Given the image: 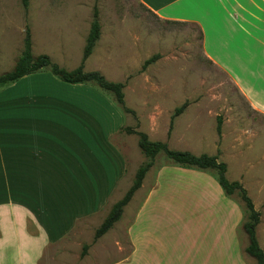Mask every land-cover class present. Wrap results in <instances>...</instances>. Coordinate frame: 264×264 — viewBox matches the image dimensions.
<instances>
[{
  "label": "crops",
  "instance_id": "crops-1",
  "mask_svg": "<svg viewBox=\"0 0 264 264\" xmlns=\"http://www.w3.org/2000/svg\"><path fill=\"white\" fill-rule=\"evenodd\" d=\"M139 1L160 19L198 25L204 56L264 115V0ZM36 10L40 22L47 10ZM46 72L0 90V264L9 254L39 264L81 221L111 210L128 171L113 141L126 117L113 97ZM154 170L135 193L127 254L116 264H225L226 256L242 264L240 200L200 170Z\"/></svg>",
  "mask_w": 264,
  "mask_h": 264
},
{
  "label": "rangeland",
  "instance_id": "rangeland-1",
  "mask_svg": "<svg viewBox=\"0 0 264 264\" xmlns=\"http://www.w3.org/2000/svg\"><path fill=\"white\" fill-rule=\"evenodd\" d=\"M38 8L47 10L40 22ZM95 8L101 38L85 63V71H100L110 81L126 83V106L136 117L122 111L124 127L142 131L152 141L165 142L172 150L217 156L226 163L227 178L244 186L261 213L257 237L264 250V115L252 109L226 72L207 60L203 34L195 23L160 19L139 0H30L28 11L21 0H0V75L11 71L21 55L26 25L31 29L34 55L46 54L65 69H76ZM6 17L9 20L5 21ZM156 55L159 58L142 70L145 61ZM43 75L44 79H55L50 72ZM185 103L187 108L175 118L168 136L171 117ZM219 119L221 135L217 131ZM118 120L113 118V126ZM113 141L126 157L128 171L114 191L111 206L124 197L137 170L148 161L138 147L137 135L120 132ZM154 165V171L163 166L179 167L163 153L155 158ZM200 171L216 179L214 170ZM141 197L136 194L121 219L99 239L95 238L96 231L110 207L95 218L81 221L47 250L39 264H116L127 254L126 223ZM230 197L240 200L245 222L244 204L237 194ZM239 238L242 264H257L245 252L247 236L242 226ZM17 255L9 254L6 264H18L22 258ZM28 256L32 260L35 255ZM225 264H232L227 256Z\"/></svg>",
  "mask_w": 264,
  "mask_h": 264
},
{
  "label": "trees",
  "instance_id": "trees-1",
  "mask_svg": "<svg viewBox=\"0 0 264 264\" xmlns=\"http://www.w3.org/2000/svg\"><path fill=\"white\" fill-rule=\"evenodd\" d=\"M21 3L24 10L28 11L30 0H21ZM100 38L101 24L99 22L98 9L95 8L93 21L91 22L90 30L86 38L82 61L76 69L70 71L54 63L47 55H34L31 29L29 25H26L24 49L11 71L0 75V90L15 84L25 76L42 71H48L57 79L68 84H91L96 86L101 91L110 94L113 97L114 102L124 113H129L136 117L135 111L126 106L124 92L126 83L110 81L99 71H85V63L92 55ZM158 58L159 55H156L146 60L143 64L142 70H145ZM187 106L188 104L185 103L176 108L173 116L171 117L168 136H171L175 118L181 115ZM221 130L222 122L221 119H219L217 126L219 135H221ZM122 132H126L130 135H137L138 147L148 161L137 170L134 182L124 197L112 206L106 219L96 231V239L103 237L113 228L115 223L121 219L125 207L132 200L135 193L141 188L146 174L154 166L155 158L160 153H163L169 160L182 168L214 170L216 172L217 182L224 190L225 194L227 196H233L235 194L239 196L247 211V220L242 224V229L247 236V246L245 248V252L249 257L253 258L257 264H264V250L260 246L257 237V227L261 221V213L255 208L253 200L244 186L238 181H230L227 178L228 166L226 163L220 162L217 156H210L207 154L195 155L188 151L172 150L169 148L167 143L162 141H152L146 133L138 131L132 127H124L122 128ZM86 248L87 247H85V250Z\"/></svg>",
  "mask_w": 264,
  "mask_h": 264
}]
</instances>
